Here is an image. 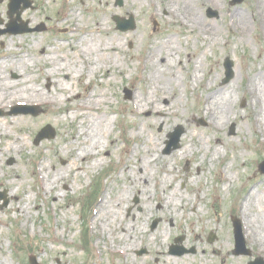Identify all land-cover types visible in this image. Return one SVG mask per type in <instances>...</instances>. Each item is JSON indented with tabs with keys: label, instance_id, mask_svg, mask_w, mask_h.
I'll return each mask as SVG.
<instances>
[{
	"label": "rangeland",
	"instance_id": "1",
	"mask_svg": "<svg viewBox=\"0 0 264 264\" xmlns=\"http://www.w3.org/2000/svg\"><path fill=\"white\" fill-rule=\"evenodd\" d=\"M7 1V3H5ZM28 0V7L21 11L22 4H20V19L22 24H25L27 29L33 28L43 24L45 28L41 32H24L19 33L16 29L12 31V34L7 32L0 33V59H11V57L20 56L21 54L27 55L28 58H32L27 70L29 74L36 76L35 86L36 89L42 93L40 97L47 98L48 95L57 93L58 98L61 92L56 87L51 86V82L41 77L37 71V63H32L33 59L38 55V50H33V44L39 42L40 45L54 49L58 46L57 43L68 38L70 32L67 26L70 24L69 20H63L65 12L69 10L71 6H75L74 12L78 13V8L82 6L96 7L99 10L108 9V5L118 11L112 12L106 20L107 25L111 28V33H116L120 36L126 33L136 34L133 42L126 41L123 37L122 45L124 44V56L119 54L118 58L121 61V67L123 69V77H114V82L111 84L97 83L104 79L101 77V73L96 74L94 77H90V87L85 90V86L88 84L83 83V78L79 83H73V89L75 95L71 98V102H79L89 92L100 94L105 91L104 97L107 101L103 104L113 107V114L97 113L95 118L102 117L104 114L106 117L112 118L113 129L108 135L103 136L104 143L107 145L108 138L114 139L115 144L109 147L110 151L103 150L100 152V156L104 159L105 163L99 169L88 171L80 175L73 176L74 169L72 167L73 162L70 160V154L66 149L65 143H61L63 153L57 151L56 145H50L48 149L49 155L47 157V164L52 166L55 170H62L63 175L68 176V182L66 184L55 183L57 187L46 193L45 195L38 196L35 180L31 175V163L38 156L37 148L40 145L50 144V142L57 141V135L59 129L51 122L50 126L55 131V136L52 139H42L40 143L35 144V138L37 133L44 126L49 125L48 122H39V120L48 113L46 110L48 106L41 107L40 113L32 115L31 113H21L20 111L5 110L0 115L2 121L4 118L12 116H24L29 119L32 127L29 129H20L18 133L12 131L15 136L23 134L27 146L18 151L15 155H4L3 145L5 136H0V191L7 193L3 189L6 182V174H20L18 180V193L21 196V201L15 200L14 203L6 195V199L0 197V218L5 221L4 225H0V253H3V257L0 259H6L11 264H31V257L39 264H128L132 259L135 260L134 264H166L161 260V254L153 250L152 247H145L140 244L135 250L130 252L128 261L118 255H114L105 251V247L112 243L110 236L105 232L104 240L100 241L97 235L93 234L92 218L98 211L97 202L98 197L108 196V201L113 199V195L121 189L127 187V181L125 180V173L120 171L125 158V148L132 149L136 143L134 140L121 138V130L124 122L128 120L129 127L132 125V117L124 107L127 102L135 94L145 95L143 92L141 83V75L143 73L142 67L136 64L135 61L129 57V55H141L145 52V49L152 41L162 40L165 37H170L181 45V51L173 54V60L181 61L179 67H175L176 71L183 78L185 85L184 93L181 91V86L178 87L180 97L183 100V104L180 108V112L183 115L181 121L177 124L168 123V128L163 129L164 124L161 122L154 124L150 130L151 135L165 136L162 149L158 152V155L162 158L169 159L167 162L165 159L164 164H171L176 172L171 175L170 187L167 190H163V196L168 194L174 185L178 183V187L186 198L194 194L195 188L190 187L189 182L191 177H196L198 168L194 166V161H198L200 156L198 154L193 157L179 158L177 152L182 146L181 136L184 134L185 124H190L186 119L190 118L192 124L203 128L206 126L205 120L198 117L196 109H198V101L204 95L205 87L208 85L207 81H201L194 87L191 84L186 83V72L194 59L192 56L189 61L188 55H197L198 44L194 47L191 46L192 40H194L196 32L189 31L188 28H182L178 23L170 24L169 21L159 17L150 18V10L143 0ZM128 1V3H127ZM249 0H221L217 3L222 5V9L218 11V8L212 7L198 9V12L202 14L203 18L211 20V24L218 23L221 29V38L223 40H231L234 32H230V12L229 9H235L236 11H247L252 17V29L244 36V41L238 43L237 47L234 44L225 46L220 44L219 47H215V50H210L205 45L202 46V50L205 51L206 60L203 62V66L199 72L200 77L206 78L208 74L212 76L214 84L224 86L234 79V97H235V112L234 116L232 112V118L225 126V133L221 135L225 141L229 139L228 146L224 149L220 146V156L212 161H208L209 155L204 158V161L200 165V180L195 181L196 187L201 189L202 199L199 204V208L202 210L206 218L198 220L194 217L188 218L185 211H176L177 217L170 220L162 211L161 205L158 203L160 199V190L154 189V195H152L151 208L148 212L147 209L144 212L143 208L148 203L143 202L138 195H130L128 207L125 209L124 217L127 221H130V215L133 212H141L144 214L142 218L137 219L135 224L137 227H144L145 230H149L150 233L155 229L157 232H161L162 229L167 231L166 249L172 246H183L185 252L179 250L177 257H186L183 264H249L257 260L256 256L259 253L256 251V247L250 245L245 239L244 242H239L235 245L233 239V228L231 217L235 216V206L241 199H244L249 190L254 192L258 190L260 197H262V191L264 189V173L259 172V166L264 168V114L261 120L263 126L260 130L253 124V119L257 117V114H262L257 111V105L252 103L250 95L247 93L244 86L246 85V75L256 76V81L260 84L264 82V64H261V60L264 57V41L260 37L256 30L254 23L255 15L252 14V9L246 5ZM10 0H0V9H3L5 13L4 18L0 17V30H7V25L10 24L11 19L8 16V4ZM133 4V9L132 5ZM201 4V3H200ZM132 9L133 11H129ZM28 10L32 13L33 17L37 20V25L29 24V20L22 16V12ZM227 12V13H226ZM129 20L133 19V27L127 30H116L115 23L112 16H118ZM163 15H166L163 13ZM17 15L13 14L12 18L16 19ZM183 19V18H182ZM185 21V19H183ZM27 22V23H26ZM17 24H20L18 21ZM230 25V26H229ZM122 27H125L122 23ZM214 27L211 26V32ZM5 37V41L2 38ZM11 38L18 37L20 41L19 46L12 45ZM99 39V38H98ZM101 39V38H100ZM185 42L189 43L187 47ZM63 48V47H62ZM17 59V58H14ZM202 59V58H201ZM79 63H77L78 66ZM183 66V68H182ZM5 68L1 70L2 76H5L14 81L19 79L22 74L21 70L18 73L11 72ZM227 71V74H225ZM19 74V75H18ZM198 74V72H197ZM240 79L237 81V79ZM64 84L68 83L63 78L61 79ZM171 82L170 84H173ZM139 84H141L139 86ZM33 86V83L30 84ZM57 89V90H56ZM129 92V95L127 94ZM33 94V93H32ZM34 99L39 98L33 97ZM63 97H60L62 99ZM101 99V97H99ZM198 100V101H197ZM263 100V99H262ZM68 102L63 101L61 107L63 108ZM162 105L168 104V100H162ZM104 108L101 111H104ZM57 110H53L55 112ZM48 112V113H47ZM58 112V111H57ZM62 129L67 127L68 130L74 129L73 120L69 118L67 121L62 120V115L56 113L55 115ZM149 113L144 112L142 120L149 118ZM140 118V117H139ZM33 120L37 121L36 126H33ZM185 120V121H183ZM182 126L183 133L180 136V144L177 146L174 143L172 146H167V142L171 136L174 135V130L178 126ZM177 129V132H180ZM147 132V130H146ZM60 138L58 139V141ZM116 148L113 150V148ZM167 146V147H166ZM138 152L135 154L129 163L133 164L142 154ZM131 157V156H130ZM129 157V158H130ZM70 167V170H69ZM229 167L227 173L226 168ZM258 169V170H257ZM224 171V174L228 176L229 173L233 175V184L226 190L222 187L227 184V179H223L220 172ZM24 173V176H22ZM223 173V172H222ZM225 180V181H224ZM53 184V186L55 185ZM152 187L150 194H152ZM54 193L59 194V198L53 197ZM2 199V200H1ZM26 199H29L27 203ZM14 200V199H12ZM7 202V206H5ZM26 203L27 214L19 216L17 210L14 211L9 208L14 204L22 205ZM259 207H264V197L259 199ZM260 208V210H261ZM149 213V214H148ZM122 217V216H121ZM261 217L264 222V211L261 213ZM156 219V220H155ZM143 223V221H145ZM155 220L156 224L151 227L152 222ZM125 221V222H127ZM24 223V226H22ZM88 225V227H87ZM227 234L229 239H224ZM146 238V237H144ZM98 244L96 241H98ZM177 240V241H176ZM195 240V244L190 245ZM223 240L226 243H223ZM140 243V240H137ZM137 244V242H136ZM226 244V245H225ZM114 247L118 246L113 244ZM223 246L222 251L218 254L214 251V247ZM249 247V248H248ZM43 248L41 253L38 254L39 249ZM237 248V249H236ZM248 250V253L245 251ZM236 250V251H235ZM165 253V251H164ZM236 253V254H234ZM264 261V257L262 258ZM179 264V263H178Z\"/></svg>",
	"mask_w": 264,
	"mask_h": 264
},
{
	"label": "bare ground",
	"instance_id": "2",
	"mask_svg": "<svg viewBox=\"0 0 264 264\" xmlns=\"http://www.w3.org/2000/svg\"><path fill=\"white\" fill-rule=\"evenodd\" d=\"M100 0H97V2ZM108 1V0H106ZM150 10V18L159 17L166 19L172 23H178L182 28H188L189 31L196 32L194 40L191 42L190 47H194L198 44L197 55L193 53L188 55L189 61L192 56L194 59L191 61L186 73V83L191 84L194 87L195 84L201 81H207L208 85L205 87L204 95L198 101V109L196 114L198 117H202L206 126L201 128L196 124H192L191 120L186 119L190 124H185L184 134L181 136L182 146L177 154L179 158L193 157L198 154L200 159L194 161V166L198 169V175L191 177L189 184L190 187L195 188L194 194L188 198L182 195L181 190L178 187V183L174 185V188L169 191L168 194L163 196L165 190L170 187V177L176 169L171 164H164L166 158H162L158 155V152L162 149L164 135L157 136L159 134L151 135L150 130L155 127L154 124L161 122L164 124L163 129L168 128V123L174 124L181 121L183 115L180 112V108L183 104V100L180 97L178 87L181 86V91L184 93L183 78L176 71L175 67H179L181 61L173 60V54L180 52L181 45L177 46V42L170 37H165L162 40H155L149 43V46L145 49V52L141 55H129L137 65L142 67L143 73L141 75L142 90L145 95H133V97L124 106L128 113L132 117L131 126L126 120L122 125L121 138L126 140L132 139L136 145L132 148H125V158L120 171L125 173V180L127 181V187L121 189L108 201V194L105 197H101L97 202L98 211L94 214L91 220L93 234L98 236L100 241L104 240L105 232L110 236V245L104 249L108 253L117 254L126 262L128 261L129 254L135 250L140 244L145 247H152L153 250L161 254V260L166 264H183L186 257H177L173 253L169 252V248L166 249L167 231L162 229L161 232L152 230H145L144 227H137L135 221L144 216L143 213H131L130 221H127L124 217L125 209L128 207V200L131 193L138 195L143 202L148 204L144 206L143 210L150 211L152 195H154V189L160 190L158 203L161 205L162 211L167 218L173 219L177 217L176 211H185L188 218L194 217L195 219L206 218L202 210L199 208L201 201V189L196 187L195 181L200 180L201 173L199 171L201 163L204 158L209 155L208 161H212L220 156V146L226 148L231 142L229 139H225L221 136L225 133V126L232 118V112L236 116L235 112V97H234V79L224 86L214 84V80L210 74L206 78L200 77V70L203 66V62L206 60L205 51L202 50V46H206L211 51L215 50V47H219L220 44L225 46L234 44L237 47L238 43L244 41V36L252 29V17L247 11H236L235 9H229L230 12V32H234L231 40H223L221 38V29L218 23L211 24V20L203 18L202 14L198 12V9L212 7L218 8V11L222 9V5L218 4L221 0H143ZM72 1L70 0L69 3ZM134 2H136L134 0ZM7 3V1H5ZM128 3V1H127ZM201 3V4H200ZM252 9V14L255 15L254 23L256 30L260 37L264 41V0H249L246 4ZM133 9V4L131 5ZM129 9V11H133ZM75 6H71L63 17V20H69L70 24L67 29L70 30L68 38L66 37L55 46L54 49L40 45L39 42L33 44V50H38V55L33 59V64L37 63V71L41 77L51 82L52 87H56L61 92L60 99L57 93L48 95L47 98L40 97V93L35 86L36 76L29 74L27 70L32 58H28L27 55H20L11 57V59H0V110L4 108H10L16 104V102L26 103L32 105L35 103L47 104L46 110H51L48 114H45L39 122H51L59 129L57 135V141L50 142V144L40 145L36 150L38 156L31 163V172L35 180L38 196L45 195L46 193L53 191L60 183L66 184L68 182V176L63 175L62 170H55L52 166L47 164V157L49 155L48 149L50 145H56L57 151L63 153L61 143H65L66 149L70 154V160L73 162L71 169L73 168L74 175L78 176L84 173L86 170L93 171L102 167L105 163L104 159L100 156V152L103 150L110 151L109 147L115 144L114 139L108 138L107 145L104 143L103 136L108 135L113 129V123L111 117H106L102 114V117L95 118L97 113H105L107 115L113 114L114 108L103 105L107 99L104 97L105 91L100 94L89 92L79 102H71V98L75 95L73 89V83H79L83 78V83L87 84L85 90L90 87L89 79L96 74L101 73V77L104 79L97 83L111 84L114 82V77H123V69L121 67L119 54L125 53L124 44L122 45L123 37L126 41L134 40L136 34L126 33L125 35H117L111 33V28L107 25L106 20L112 12L118 11L111 8L108 5V9H101L94 7L82 6L78 8V13L74 12ZM226 12V13H227ZM166 14V15H163ZM5 13L3 9H0V17L4 18ZM22 16H25L29 20V24L33 26L37 23V20L33 17L32 13L28 10L22 12ZM185 21H183V19ZM211 26L214 27L211 32ZM99 38V39H98ZM101 38V39H100ZM12 45L20 47V41L18 37L11 38ZM5 41V37L2 38ZM188 47L189 43L185 42ZM63 47V48H62ZM17 58V59H14ZM202 58V59H201ZM77 63L78 66H77ZM261 64H264V57L261 60ZM5 68H9L11 72L18 73L21 70L24 74L17 80L10 81L6 76H2V71ZM183 68V66H182ZM18 69V70H17ZM198 72V74H197ZM264 73H262L263 75ZM19 75V74H18ZM246 77V85L244 88L250 95L251 102L256 104L257 111L262 114H257V117L253 119V124L260 130L263 126L262 119L264 114V82L259 83L256 81V76ZM66 80L65 83L61 79ZM240 77L237 79V81ZM174 82L173 84H170ZM33 83V86L30 85ZM141 84H139L140 86ZM56 89V90H57ZM33 93V94H32ZM34 99L33 97H38ZM101 97V99H99ZM168 100V104L162 105V100ZM263 99V100H262ZM68 102L62 108V102ZM104 108V111H101ZM7 110V109H6ZM53 110H57L52 112ZM5 111V110H3ZM62 115V120H73L74 129L68 130L67 127L60 126L61 120H58L55 116L56 113ZM144 112L149 113V118L142 120ZM140 117V118H139ZM1 120V118H0ZM185 121V120H183ZM33 126H36L37 121L33 120ZM32 124L29 119L24 116H12L4 118L0 121V136H5L3 151L4 155H15L18 151H21L27 146L26 140L21 134L15 136L12 133L13 129L18 133L20 129H29ZM147 130V132H146ZM60 140L58 141V139ZM2 142H0L1 144ZM116 146L113 148V150ZM138 152H142L141 156L130 164L129 161ZM131 156V157H130ZM130 157V158H129ZM1 160V159H0ZM169 159H166L167 162ZM70 170V167H69ZM71 171V170H70ZM227 173L230 171L229 167L226 168ZM229 173L228 176L222 174L223 179H227V184L222 186L225 190L231 187L233 184L234 176ZM20 174L14 173L6 174V182L3 189L7 191L6 195L14 203L15 200L21 201V196L18 193L17 183L20 179ZM24 176V173H22ZM53 184H55L53 186ZM152 189V194H150ZM264 189V188H262ZM164 190V191H163ZM110 195V194H109ZM262 197H264V190L262 191ZM53 197L56 200L59 198L58 193H54ZM260 192L256 190H249L244 199H241L236 207L235 216L241 220L242 232L246 241L256 247V251L264 257V222L261 217V213L264 211V207H259ZM14 199V200H12ZM7 201V199H6ZM29 203V199H26ZM8 202V201H7ZM7 202L5 206H7ZM26 203L22 205L14 204L9 208L16 211L19 216L27 214ZM261 208V210H260ZM8 209V206H7ZM149 214V213H148ZM122 216V217H121ZM127 221V222H125ZM146 222L143 221V223ZM5 221L0 218V225H4ZM24 226V223L23 225ZM233 228V226H232ZM146 237V238H144ZM229 236L225 234L224 239L227 241ZM98 241L96 243L98 244ZM140 240V243L139 241ZM223 240V243L226 241ZM137 242V244H136ZM195 240L190 245L195 244ZM113 244L118 245L116 247ZM226 245V244H225ZM1 249V248H0ZM43 248H41L38 252ZM223 246L214 247V251L218 254L222 251ZM165 251V253H164ZM4 255L0 253V258ZM135 260L132 259L128 264H134ZM0 264H11L6 259H0ZM141 264H144L142 261Z\"/></svg>",
	"mask_w": 264,
	"mask_h": 264
},
{
	"label": "water",
	"instance_id": "3",
	"mask_svg": "<svg viewBox=\"0 0 264 264\" xmlns=\"http://www.w3.org/2000/svg\"><path fill=\"white\" fill-rule=\"evenodd\" d=\"M20 2H23V0H17L16 1V4L18 5ZM114 19H115V21L116 22H119V19H118V17H114ZM125 29H127V28H131V27H133V23H127V24H125ZM50 131H47V134H46V136H45V133H41L42 135L39 137H37L36 138V140H35V143L37 144L43 137H47V136H51L50 135ZM182 133V131H180V132H176V134L173 136L174 137V141H176L177 140V138L179 137L178 135H180ZM260 172H262V173H264V168H262L261 167V165H260ZM155 224H156V222L154 223V226H155ZM236 233H237V240H238V242H239V225H238V223H236Z\"/></svg>",
	"mask_w": 264,
	"mask_h": 264
}]
</instances>
